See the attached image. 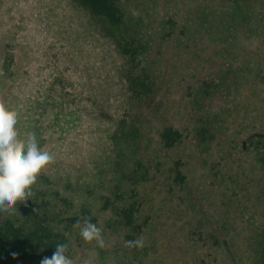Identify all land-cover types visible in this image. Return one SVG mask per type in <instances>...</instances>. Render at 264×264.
Returning a JSON list of instances; mask_svg holds the SVG:
<instances>
[{
  "label": "rangeland",
  "instance_id": "1",
  "mask_svg": "<svg viewBox=\"0 0 264 264\" xmlns=\"http://www.w3.org/2000/svg\"><path fill=\"white\" fill-rule=\"evenodd\" d=\"M121 1L126 5L124 24L130 27L131 33H138L141 26L149 23L153 9L150 5L148 9L145 0L144 4H140L141 0ZM254 1L259 6L253 13H243L247 16L235 13L236 16L227 21L226 29L230 27L227 37L233 38L236 34L247 39L239 42L240 50L231 47L236 51L231 50L232 57L222 49H228L229 42L221 41L216 29L206 34L202 43L206 50L195 49L194 55L197 51L200 58L197 56L198 62L192 63L170 45L161 44L158 49L150 45L149 48L148 40L144 55L148 64L152 62L155 78L161 82L160 91L158 96L138 107L142 111L141 122L128 135L121 129H126L121 121L128 105L124 82L119 76L125 57L116 36L102 19L92 16L76 0H0V30L10 27L12 34L6 36L4 44L10 45L13 53L11 65L4 60L5 56L0 57V105L17 112L21 139L29 132L34 133L38 146L54 157L37 175L32 189L57 191L68 202L72 244L69 256L73 264H96L104 260V247H97L95 242L84 243L74 224L87 216L103 231L104 218L109 215L102 207L107 198L112 200L108 192L121 180L120 176L130 174L138 178L146 172L148 176L135 184L132 201L138 202L139 214L147 216L148 225L150 222L155 226L152 236L166 228L167 235L176 239L172 228L187 218L175 219L174 214L163 207L165 203L177 213L176 199L180 192L165 191L171 181L168 176L172 177L173 173H168L169 160L159 150L157 132L171 122L191 126L192 122L179 114L186 107L184 88L194 83L196 75L206 79L209 85L221 82L223 85L220 92L210 97L211 105L202 115L207 124H201L209 127L213 137L200 141L197 147L187 142L186 175L192 199L197 202L199 194L209 188L208 179L214 177L215 173H208V168L213 157L221 155L215 147L218 141L227 140L232 147L229 154L212 160L218 176L226 177L228 173L221 172L228 168L229 174L247 181L243 173H252L246 158L248 154L252 156V151L246 149L249 137L262 133L264 124V0ZM223 43L227 44L223 46ZM211 49L219 51L213 58L215 62L206 59ZM256 49L255 54L263 62L256 67L258 75L244 73L241 69L234 81H229L227 67L231 61L243 67L246 55L241 52ZM221 73L225 74L223 80ZM198 123L196 125L200 126ZM187 132L191 134L193 129L190 127ZM195 210L188 207L187 214L191 216ZM185 229L190 230L187 226ZM104 234L109 238L105 247L118 248L110 231ZM186 238L196 239L195 236ZM169 245L176 249L171 240ZM191 250L177 254L179 258L170 256L168 263L223 264L226 257L224 249L223 253L208 251L209 254L206 247Z\"/></svg>",
  "mask_w": 264,
  "mask_h": 264
},
{
  "label": "trees",
  "instance_id": "2",
  "mask_svg": "<svg viewBox=\"0 0 264 264\" xmlns=\"http://www.w3.org/2000/svg\"><path fill=\"white\" fill-rule=\"evenodd\" d=\"M76 1L92 16L100 17L110 28L125 57L124 64L119 69V76L124 82L128 105L124 109L125 114L121 121L123 124L121 125L126 129L124 127L121 129L128 135H131L141 122L142 111L138 107L145 103V100L158 96L160 91L161 82L155 78L156 72L153 73L152 62L149 61L148 64L144 55L148 40L149 48L150 45L157 46V49L161 44L170 45L172 50L175 48L176 53L183 54L186 61L192 63L199 60L200 53L196 55L198 49L200 51L207 49L206 45L202 44L206 34L216 29L220 40L229 42L228 49L226 47L222 49L232 57L231 52L235 50L231 47L240 50L239 42L247 39L243 36L237 37L236 34L232 35L233 38L227 37V30L230 29V27L226 29L228 19L239 12L237 15L247 16L243 13H253L257 5L259 6L254 0H145L148 9L150 6L151 10L153 9L149 14V23L141 26L138 33L136 31L131 33L130 27L128 29L124 24L126 5L121 0ZM140 2L144 4V0ZM9 34H12L9 26H4L0 30V57L5 56L4 60L9 61L11 65L13 60V53L9 50L11 46L4 44V39ZM255 38L258 39L259 36ZM225 44L227 43L222 45ZM209 52L206 59L211 61L219 51L211 49ZM256 52L257 49L241 52L246 55L242 61L243 67L231 61V65L227 67L229 81L233 82L241 69L244 73L258 75L256 67L263 62ZM223 56L221 54V58ZM254 61L256 63H253ZM4 63L2 69L5 67ZM251 63L253 67H250ZM194 77H196L194 83L184 88L186 107L181 109L179 114L190 120L191 126L181 125L182 122H177L178 125L171 122L163 125L157 132L159 150L163 151L169 160L168 173H173L172 177L170 174L168 176L171 181L165 191L171 194L180 192L176 199L177 213L165 203L163 207L172 212L175 219L179 217L187 219L172 228L173 235H176L175 240L167 235L166 228H163V231L159 230L157 236H152L151 233L156 231L155 226L150 222L148 225L147 216L144 218L142 213L139 214L138 202L132 201L136 194L135 184L148 175L142 172L143 175L140 174L141 177L138 178L130 174L120 176L121 180L112 185V191L108 192L109 196L112 194V200L109 201L110 197L107 198L102 207L103 212L109 215L104 218L103 223L102 236L105 246L109 238L104 232L110 231V236L116 238L120 250L104 246V251L102 250L104 260L96 264H169L167 258L170 256L179 258L177 254L186 253L189 248L192 252L196 251L197 247L198 249L206 247L207 253L208 251L223 253L224 249L226 257L223 258V264H264V124L261 126L262 133L249 137L246 149L252 151V156L248 154L246 158L252 173H243L247 181L229 174L228 168L226 172H221L228 173L226 177L218 176L212 160L229 154L228 150L232 149L227 140L218 141L215 147L221 155H215L208 168V173H215L214 177L208 179L209 188H205L199 194L197 202L194 201L190 194V181L188 182L186 175L189 164L186 162L185 150L189 147L188 141L197 147L200 141H208L213 137L208 130L209 127L201 124V122L207 124L202 115L205 114V108L211 105L210 97L214 92H220L223 85V82L209 85L206 79H199L198 75ZM220 79H225V74L221 73ZM197 123L201 127L197 126ZM190 127L193 132L188 134ZM189 157L193 158L192 155ZM206 162L203 159V164ZM226 182L231 187H228ZM35 189H32L31 199H27L25 203L17 202L16 211L11 216L0 217V264H40L42 258L52 255L57 243H69L68 255L70 254L72 244L69 236L68 202L57 191ZM116 201L122 203L116 204ZM188 207L196 209L191 216L187 214ZM230 217L232 221H229ZM163 218L167 220L165 215ZM186 226L190 230H186ZM187 236H195L196 239H187ZM139 237L144 240L143 247L126 246L125 241ZM170 240L176 246L175 250L170 247Z\"/></svg>",
  "mask_w": 264,
  "mask_h": 264
},
{
  "label": "clouds",
  "instance_id": "3",
  "mask_svg": "<svg viewBox=\"0 0 264 264\" xmlns=\"http://www.w3.org/2000/svg\"><path fill=\"white\" fill-rule=\"evenodd\" d=\"M17 124V112L0 105V217L11 216L17 202L25 203L32 198L37 175L54 159L49 151L38 146L34 133L29 132L21 139ZM74 227L84 243L105 246L101 229L87 216L78 219ZM125 244L141 248L144 240L139 237ZM68 252L69 243H57L52 255L42 258L40 264H73Z\"/></svg>",
  "mask_w": 264,
  "mask_h": 264
}]
</instances>
